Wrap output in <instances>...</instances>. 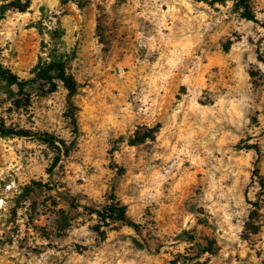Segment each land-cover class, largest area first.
Instances as JSON below:
<instances>
[{
    "label": "rangeland",
    "instance_id": "1",
    "mask_svg": "<svg viewBox=\"0 0 264 264\" xmlns=\"http://www.w3.org/2000/svg\"><path fill=\"white\" fill-rule=\"evenodd\" d=\"M25 1L0 0L3 63L79 89L0 94L32 135L0 133V264H264V0ZM114 197L140 232L90 211Z\"/></svg>",
    "mask_w": 264,
    "mask_h": 264
},
{
    "label": "trees",
    "instance_id": "2",
    "mask_svg": "<svg viewBox=\"0 0 264 264\" xmlns=\"http://www.w3.org/2000/svg\"><path fill=\"white\" fill-rule=\"evenodd\" d=\"M226 0H217V2H223ZM30 6V0H26L25 3L22 4L20 8L24 10L25 8H28ZM243 6L245 8L244 17L248 20L258 22L254 13L250 11V6L243 2ZM17 8L14 5H4L2 8ZM0 9V19L4 18V9ZM2 51L0 49V94L1 92H5L6 94H9L14 98L13 105L16 109H24L27 108L31 104V98H32V89L29 86L30 83L34 85V87L42 88L44 93H50L54 92L58 88V81L62 82L66 90L68 91L69 97H74L78 93L79 84L75 78V76L69 71V69L66 67L64 63H53L50 64L48 67V70L50 72V77L48 80L50 87L48 90H44V84H42L39 80V73H37L32 79L25 80L22 79L18 74L13 72L11 69L5 66V64L2 61ZM36 71V69H35ZM40 82V83H39ZM70 116L73 120V124L76 126L77 120L75 117V113L73 108L70 109ZM0 133L4 136H22V137H31L30 131L25 130H16L14 128L8 127L3 120L0 119ZM37 137H39L41 140L45 141L47 144L50 145H56V139L53 136H50L48 134H37ZM149 136V135H148ZM147 136L139 137L138 140L131 141L133 145L143 142ZM249 149H254L257 154H260V148L256 145H249L247 147ZM60 160V157H57L56 162L54 165L57 164V162ZM262 186H264V182L262 183ZM257 203H255V206ZM90 211L94 214H96L98 220L104 224H109L110 222H125L128 226L135 229L137 232H140V225L134 222V220L129 216L127 206L122 203L117 198H113L112 201L106 205L103 208H89ZM194 244L197 245L198 250L200 251L199 254H204L206 252H212V244H209V246H203L196 237L191 236L190 237ZM182 257V255H180ZM184 257V256H183ZM200 257H184V264H205L202 261L197 260ZM180 260H173L171 264H177Z\"/></svg>",
    "mask_w": 264,
    "mask_h": 264
}]
</instances>
